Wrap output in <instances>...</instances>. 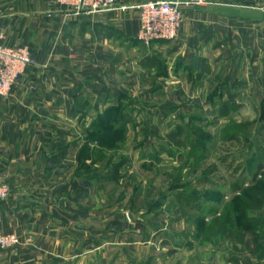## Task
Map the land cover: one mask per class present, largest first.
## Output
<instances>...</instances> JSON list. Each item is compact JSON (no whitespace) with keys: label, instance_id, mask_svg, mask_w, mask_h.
I'll return each mask as SVG.
<instances>
[{"label":"rangeland","instance_id":"1","mask_svg":"<svg viewBox=\"0 0 264 264\" xmlns=\"http://www.w3.org/2000/svg\"><path fill=\"white\" fill-rule=\"evenodd\" d=\"M210 3L200 39L74 52L87 100L49 120L40 167L0 176L30 196L35 264H264V24Z\"/></svg>","mask_w":264,"mask_h":264},{"label":"crops","instance_id":"2","mask_svg":"<svg viewBox=\"0 0 264 264\" xmlns=\"http://www.w3.org/2000/svg\"><path fill=\"white\" fill-rule=\"evenodd\" d=\"M141 1L120 0V3L134 5ZM210 2L213 8H241L242 12L234 16L249 26L264 24V0ZM10 3L11 7L0 15V33L5 34L8 44L29 46L38 62L26 70L9 96L0 97V176L17 180L23 176L25 167L41 166L40 153L46 151V138L52 134L49 120L57 117L56 113L65 114L63 105L87 100L81 89L88 85V79L85 80L87 76L81 66L75 67L74 52L86 54L93 48L100 54V37L118 39L124 35L136 39L140 24L135 10L74 15L56 0H14ZM196 9V6L184 9L178 40L189 41L204 36L202 25L210 23L212 15L200 17ZM226 18L228 23L235 19L232 15ZM202 58L204 56L199 59ZM203 70L200 68L199 72L203 73ZM62 135L67 136L66 132ZM57 137L60 136L55 133L53 146L62 141ZM70 143L71 140L62 149L69 150L73 145ZM28 197L26 192L15 188L8 200L0 202V232L16 233L21 238V244L16 247L18 256L6 257L9 264L40 262L39 253L35 254L40 242L31 239L30 225L25 221L29 217V208L22 200H28ZM4 258L0 254V260Z\"/></svg>","mask_w":264,"mask_h":264},{"label":"built area","instance_id":"3","mask_svg":"<svg viewBox=\"0 0 264 264\" xmlns=\"http://www.w3.org/2000/svg\"><path fill=\"white\" fill-rule=\"evenodd\" d=\"M74 15H85L111 10H135L139 19L138 38L145 44L155 41H173L179 37L184 20V9L201 6L208 0H143L134 5L121 4L120 0H56ZM31 48L26 45L6 43L0 33V96L7 97L22 75L37 65ZM12 194L11 185L0 179V202ZM21 244L16 233L0 232V250L15 248Z\"/></svg>","mask_w":264,"mask_h":264},{"label":"trees","instance_id":"4","mask_svg":"<svg viewBox=\"0 0 264 264\" xmlns=\"http://www.w3.org/2000/svg\"><path fill=\"white\" fill-rule=\"evenodd\" d=\"M260 173H262V174L264 173V165L263 164L259 165L258 171L256 172V174L254 176V180H256L257 175L260 174ZM1 202H3V201H1Z\"/></svg>","mask_w":264,"mask_h":264}]
</instances>
